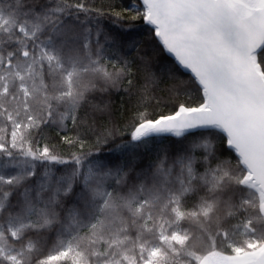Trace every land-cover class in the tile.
Returning <instances> with one entry per match:
<instances>
[{
    "label": "snow or ice",
    "instance_id": "obj_1",
    "mask_svg": "<svg viewBox=\"0 0 264 264\" xmlns=\"http://www.w3.org/2000/svg\"><path fill=\"white\" fill-rule=\"evenodd\" d=\"M117 8L0 0V264H264V0Z\"/></svg>",
    "mask_w": 264,
    "mask_h": 264
},
{
    "label": "trees",
    "instance_id": "obj_2",
    "mask_svg": "<svg viewBox=\"0 0 264 264\" xmlns=\"http://www.w3.org/2000/svg\"><path fill=\"white\" fill-rule=\"evenodd\" d=\"M97 5L105 2V0H96ZM113 2L118 6L117 10H122L123 6L128 5L134 0H113ZM136 36L140 39L141 42V51L148 52L157 58L158 62H163L169 67L171 59L165 52H161L159 47L152 42L151 34L148 32V26L144 25L142 22H137L136 28ZM167 59H162V58ZM184 79H188L186 75ZM168 83V82H166ZM162 88L165 86L162 85ZM160 95H166V91H161ZM112 105H113V119L117 125V127H125L129 118L132 115V107L134 102H130V98L128 95L123 92L118 94H113L111 97Z\"/></svg>",
    "mask_w": 264,
    "mask_h": 264
},
{
    "label": "water",
    "instance_id": "obj_3",
    "mask_svg": "<svg viewBox=\"0 0 264 264\" xmlns=\"http://www.w3.org/2000/svg\"><path fill=\"white\" fill-rule=\"evenodd\" d=\"M165 53H166L171 59L174 60V57H172L171 54H168L166 51H165Z\"/></svg>",
    "mask_w": 264,
    "mask_h": 264
}]
</instances>
